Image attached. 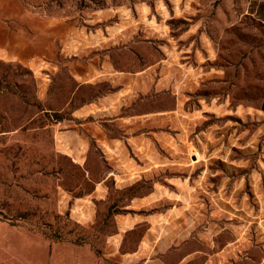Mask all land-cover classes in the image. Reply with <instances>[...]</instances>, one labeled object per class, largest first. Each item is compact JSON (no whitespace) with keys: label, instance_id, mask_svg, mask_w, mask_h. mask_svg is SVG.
Wrapping results in <instances>:
<instances>
[{"label":"rangeland","instance_id":"1","mask_svg":"<svg viewBox=\"0 0 264 264\" xmlns=\"http://www.w3.org/2000/svg\"><path fill=\"white\" fill-rule=\"evenodd\" d=\"M19 2L72 17L66 59L77 49L105 55L112 75L82 82L66 67L41 74L0 58V222L17 228L8 239L31 242L37 264H110L103 246L115 207L151 187L144 179L92 200L88 214L73 205L92 189L87 173L102 176L105 165L97 146L87 170L72 163L57 150L55 127L85 113L120 137L151 131L152 144L185 146L181 192L191 193L198 219L222 226L219 245L237 231L233 264L262 261L264 0ZM119 116H136V130L113 123Z\"/></svg>","mask_w":264,"mask_h":264},{"label":"crops","instance_id":"2","mask_svg":"<svg viewBox=\"0 0 264 264\" xmlns=\"http://www.w3.org/2000/svg\"><path fill=\"white\" fill-rule=\"evenodd\" d=\"M19 1L0 0V58L23 63L41 74L66 67L82 82L98 73H103L104 78L110 73L111 78V62L105 55H88L86 50L77 49L78 55L66 59L65 35L77 30L72 17L58 14L51 5L27 9ZM12 2L20 3L19 7H12ZM77 41L70 43L72 48H79ZM132 117L136 116L112 120L124 125L126 131H134L139 122ZM146 125L154 126L151 121ZM148 134L120 137L85 113L55 127L57 150L72 163L87 170L91 148L97 146L98 158L105 165L102 176L87 171L92 189L73 196V205L78 209L88 214L90 201L108 199L109 195L122 193L144 179L151 187L115 207V230L105 237V258L110 264H233L234 246L238 242L237 235H233L237 231L232 230L231 241L219 245L222 226L198 219L201 211L193 207L191 193L181 192L188 178L181 165L185 158L181 154L189 150L175 144H152L153 136ZM196 159L194 162L199 161ZM175 185L181 187L179 194L175 193ZM16 229L0 222V264H37L31 257V242L8 239ZM250 263L255 264L252 255ZM258 264H264V257Z\"/></svg>","mask_w":264,"mask_h":264}]
</instances>
